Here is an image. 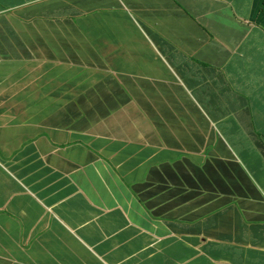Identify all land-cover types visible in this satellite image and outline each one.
Segmentation results:
<instances>
[{"label": "crops", "instance_id": "1", "mask_svg": "<svg viewBox=\"0 0 264 264\" xmlns=\"http://www.w3.org/2000/svg\"><path fill=\"white\" fill-rule=\"evenodd\" d=\"M263 3L0 0V264H264Z\"/></svg>", "mask_w": 264, "mask_h": 264}, {"label": "rangeland", "instance_id": "2", "mask_svg": "<svg viewBox=\"0 0 264 264\" xmlns=\"http://www.w3.org/2000/svg\"><path fill=\"white\" fill-rule=\"evenodd\" d=\"M125 79H128V78H122V80L124 81ZM131 82L135 85L138 86V88L140 89H148V79L147 78H144V77H136V78H130ZM126 83V82H125ZM133 96H136L137 95V98L140 99V100H143V93H134L132 94ZM44 98V97H43ZM43 98L41 97H38L37 95H31V99L33 101V107L31 109L32 112H35L34 109L38 110L43 104H45L46 102L43 100ZM45 99V98H44ZM14 111L13 109L7 107L6 105H0V128H2V123L4 122V114H12ZM35 116L37 118H40L36 112H35ZM12 171L13 173H16L17 172V166H13L12 167ZM5 174L7 175V177H12V173L7 171L5 172Z\"/></svg>", "mask_w": 264, "mask_h": 264}, {"label": "trees", "instance_id": "3", "mask_svg": "<svg viewBox=\"0 0 264 264\" xmlns=\"http://www.w3.org/2000/svg\"><path fill=\"white\" fill-rule=\"evenodd\" d=\"M263 12H264V3H263ZM8 135L12 138H22L23 134L26 135L27 134V126H23L22 124H14L12 125V127L10 126L7 129ZM30 145H26L25 148L22 150V155L27 154L28 153V149H29ZM0 150L1 152H5L4 149H2V147L0 146Z\"/></svg>", "mask_w": 264, "mask_h": 264}, {"label": "clouds", "instance_id": "4", "mask_svg": "<svg viewBox=\"0 0 264 264\" xmlns=\"http://www.w3.org/2000/svg\"><path fill=\"white\" fill-rule=\"evenodd\" d=\"M12 164H10L9 168L11 167ZM148 208V207H147Z\"/></svg>", "mask_w": 264, "mask_h": 264}]
</instances>
